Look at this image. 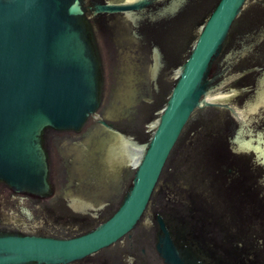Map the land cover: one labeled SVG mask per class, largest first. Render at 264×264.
<instances>
[{
    "label": "water",
    "instance_id": "obj_1",
    "mask_svg": "<svg viewBox=\"0 0 264 264\" xmlns=\"http://www.w3.org/2000/svg\"><path fill=\"white\" fill-rule=\"evenodd\" d=\"M0 264H264V0H0Z\"/></svg>",
    "mask_w": 264,
    "mask_h": 264
}]
</instances>
